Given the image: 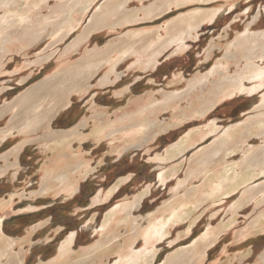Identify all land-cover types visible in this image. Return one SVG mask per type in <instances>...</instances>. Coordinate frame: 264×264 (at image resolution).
Masks as SVG:
<instances>
[{
    "label": "rangeland",
    "instance_id": "rangeland-1",
    "mask_svg": "<svg viewBox=\"0 0 264 264\" xmlns=\"http://www.w3.org/2000/svg\"><path fill=\"white\" fill-rule=\"evenodd\" d=\"M73 1L78 4L72 27L54 31L62 23L61 10ZM116 1L17 0L8 12L0 7V19L6 16L2 21L6 31L18 39L7 45L5 53L0 51V131L16 124L17 109L10 107L30 87L78 63L92 49L103 50L131 33L139 34L136 40L143 39L135 45V52L119 60L107 83L108 63L82 79L84 86L68 97L48 125L47 120L42 122L41 130L25 134L19 128L9 135L0 133V204L13 199L2 211L0 207L1 229L6 237L23 243L11 252H20L22 264H114L143 255L147 249L155 253L153 258L142 257L134 264H167L180 251L197 248L202 250L199 259L187 264H264V230L251 225L264 212V173L226 194L201 200L188 216L167 227L161 239L131 238L134 224H140L142 230L165 221L169 208L182 204L184 191L200 190L206 181L215 185L224 176L245 172L252 176L262 171L248 166L253 157H263L262 79L243 80L239 91H228L203 115L194 110L204 104L205 93L217 87L222 76H234L244 68L246 60H229L228 54L234 53L233 45L249 28L256 34L264 32V0H187L179 4L174 0H128L126 11L136 12L135 21L119 23L121 15L117 14L112 17L115 23L72 46L99 9ZM155 6L158 8L150 16L144 15ZM196 15L205 18L191 36H185L183 48L178 49L180 43L167 44L172 32L169 26ZM46 24L50 33L31 46L19 36L36 29L41 34ZM256 55L251 61L263 70L264 56L260 51ZM151 58L156 62L148 67ZM203 82L207 86H200ZM43 105L45 111L51 103ZM151 122L165 130L150 127ZM236 127L246 138L241 137L242 142L224 159L212 157L205 176L195 177L194 162L206 160L226 130ZM72 130L80 137L67 140L69 148L66 141L56 146L44 138L48 131ZM188 133L200 136L184 151L169 153ZM16 147H20L18 164L5 170L1 157ZM60 152L71 153L83 165L71 177L76 185L68 191L50 183L49 189L41 191ZM249 189V195L243 193ZM129 210L132 215H126ZM129 216L137 218L136 223ZM109 220L111 229L105 227ZM68 241L73 254L62 260ZM105 244L113 248L102 252Z\"/></svg>",
    "mask_w": 264,
    "mask_h": 264
},
{
    "label": "bare ground",
    "instance_id": "bare-ground-1",
    "mask_svg": "<svg viewBox=\"0 0 264 264\" xmlns=\"http://www.w3.org/2000/svg\"><path fill=\"white\" fill-rule=\"evenodd\" d=\"M127 1L128 0H117L116 2L103 5V7L100 8L99 11L92 17L91 23L88 25V27L85 28L83 32L76 38L72 46L80 45L82 42H84L87 39L89 33L99 30L101 28L108 27L112 25L113 23H115L112 21V17L117 14L121 15V17L118 19L120 20L119 23L135 21V19L137 18L136 12L126 11ZM185 1L187 0H174L173 2L176 4H179ZM205 1H211V0H205ZM16 4H17V0L0 1V7H6L7 12H8V9H11V7L14 9V6ZM77 4L78 3L76 1H73L71 4H68L69 6L67 5L68 7H65L64 9L61 10L64 14L62 23L58 27L56 26L54 31H58L66 26L72 27L71 23L73 22V13L77 10ZM166 4H168V2H166ZM88 5H90L89 2L88 4L85 5V7ZM157 8L158 6L150 7L149 10L144 11V15L147 17L150 16ZM5 18L6 16L0 19V51L3 53L7 51L6 47L8 44H12L13 41L18 40L16 38V35H12L10 32L6 31L8 27L5 26L4 22H2L3 20H5ZM204 18L205 17H202V15L201 16L196 15V16H190L187 18H182L176 23H173L171 26H169L171 27L172 32L170 33L169 37L166 40L167 44L173 45V44L180 43L178 49L181 50L183 48V44H184L183 42H184L185 36H191L192 31L198 27L199 23ZM179 24L180 26L178 28L175 27V26H178ZM49 26H50L49 24H46L44 27H42L41 29H43V32L41 34H39L38 29H36L33 31L25 32L23 34H19V36H21L23 40L29 43L28 46H31V44L35 43L36 41H39L42 37L47 36L50 33ZM137 35L139 34L131 33L124 39H118V40L112 41L103 50L92 49L88 54L89 56L82 58L78 63L72 66L64 67L63 70L57 71L56 73L57 75H55L54 77L48 79L47 81L41 84L30 87L25 93H23L20 97H18L10 107V110L17 109V111H15L17 112L15 115V119L17 118L16 124L10 125L5 130L0 131V133H2L3 135H7L8 133L15 132L16 129H19V128H21V130L19 129V131L24 132L25 134L32 133V132L34 133V132L41 130L44 126L42 122L47 120V125H48V122H50L55 117L56 112L66 105L68 97L73 92L79 91L80 87L84 86L82 85L83 82L81 80L82 79L85 80V78H87L86 77L87 75L91 76L97 70V68L100 69L105 64L108 63L110 65V68L104 76V82L107 83L110 80V78L108 77L109 73H113L115 71V67L117 66V63H119V60L126 53L135 52V50L137 49V46L135 45H137L139 42L143 40L141 38L139 40H136ZM236 41L237 42H235V44L233 45L234 53L228 54L230 57L229 60H238V59L246 60L247 62L244 65V68L240 69L234 76H230L228 74H225L224 76H222L217 87L213 88V90H207V92L205 93L206 96L202 98L204 104H200L199 109H197L198 108L197 107L194 110V112L200 113L201 115L205 114L209 109H211L215 105V100H218L220 97L226 95L228 91L234 90L235 93L236 91H239L240 87L242 86L241 83L245 79L253 78V79H260V80L262 79L264 81V69L263 70L259 68L256 69L255 64L251 61L252 58L257 57L256 53L258 51H260L264 56V32L256 34L254 32H251L249 28L246 31V33L243 36L239 37ZM240 41H243L244 43L241 45L239 43ZM246 44L247 46L245 47ZM153 46H155V44ZM255 47L259 48V50L256 53L248 52V51L253 50V48ZM237 48H238V51H236ZM245 50L246 52L244 54L243 52ZM238 53L240 54V57H238L237 55ZM115 55H117V58ZM155 62H156V59L151 58L149 62L147 63L148 67L155 65ZM80 76H83V78ZM200 86L202 87L207 86V83L203 82L200 84ZM228 89H231V90H228ZM232 94H229V95H232ZM44 102H47V104L51 103V106L45 111L44 109H42L44 108V105H43ZM153 106H154L153 104H150V107H153ZM184 116H186V113L181 115V117H184ZM173 118H175V116ZM169 123H173V122H169ZM162 126L163 125H160L156 122H151L150 124V127L154 129L156 127H160V131H164L165 127L161 129ZM237 129H238L237 127L227 129L226 132L223 134L224 139L218 142L217 144H215L211 148L210 156L206 157V160L202 159L201 161H197L199 160L197 159L196 162H194L193 166H196L193 169L194 171H196L195 177H197L198 175L205 176V173H206L205 167H207L209 160H212V157H219V159H224L225 158L224 156L227 152H229L231 149L232 150L235 149L236 143L242 142L241 137L246 138V135L239 134L237 132ZM134 131L136 132V129ZM46 135L47 136L44 137L45 140L54 142L56 146L58 142L66 141L68 148L71 145L68 142L75 141L76 138L78 139L80 137V135L76 132V130L67 131V132L48 131ZM199 136H200V133H196V134L188 133L186 136H184L183 140L179 142L180 146L174 145L170 147L169 153H172L175 151H178V152L184 151V149L188 147L190 142L194 140L196 137L198 138ZM233 137H238V139L234 140ZM19 148L20 147H16L13 149V151H11V153L1 157L3 160H5V165H4L5 170L10 168L11 166L13 167V166H16V164H18V161L17 163L15 161L18 156ZM169 153L167 152V154ZM260 154L263 157H261L260 155L253 157V159L250 160V164H248L249 168H251L252 166V169H259V170L264 169V150L261 151ZM12 158L14 162H12L11 160ZM73 158L74 156H72L71 153L61 154L60 152L57 155V160H54V163L51 164L50 173L47 172V179H45V184L42 186L41 191H45L49 189L50 183L61 185L62 188H68V191H72L74 189L76 182L73 183L74 179H71V177L74 172H76L77 170L80 171L83 165L81 166V163L77 162L78 160L77 161L73 160ZM213 160L215 159L213 158ZM191 169L192 168L188 169V171ZM250 176H251L250 173H246V172L236 175L235 177H229V176L225 177L224 176V178H222L221 180L217 179V182L215 183V185L208 184L206 181L201 187V189L206 188V190H204L202 193L199 192L201 189L200 190L190 189L188 191H184L186 192V194L183 193L184 194L182 196L183 198L180 197L181 200H183L182 204L181 205L179 204V206L177 207L176 205L171 206L168 210V217L165 218L166 219L165 221H160L157 224L146 227L142 230H141L140 224L138 225L134 224L132 228L133 234L132 235L130 234L131 238L137 239L139 236H142L144 238V241H152V240L159 239L161 236H163V234H166L167 227H170V225L175 224L176 222L180 221L184 217L188 216L193 210L191 207L195 208L196 206H198L201 200H210L213 197H216V196L219 197L220 195L226 194L227 193L226 191L228 189H232L235 186L245 183V181L249 179ZM177 186L179 185L177 184ZM199 194L201 195L200 197H199ZM247 194L249 195V192ZM12 201L13 199L10 198V200L6 201V203L5 202L1 203L0 204L1 211L5 207L10 205ZM130 211L131 210L126 212V215L127 214L132 215L133 213ZM128 218H132V221L136 223L137 218H134L133 216H129ZM128 218L126 217V219ZM118 222L119 221H117L116 223ZM251 225L257 227L259 230H264V212H262V214H260L259 217L256 218L255 221ZM105 227L110 228V229L111 227H113V224L110 223V220L107 222ZM126 235H129V234H126ZM69 243L70 242L68 241V243L66 244V248L64 249L63 256L61 257L62 260L71 258L68 256L69 255L71 256L73 254L71 253L72 251H70L69 249L70 247ZM15 245H17V247L18 246L22 247L23 243L21 241L20 242L15 241L11 238L6 237L1 229V223H0V264H4L3 260L7 258H8V261H7L8 264H22V258L19 256L20 252H15V253L11 252V250L15 248ZM109 248H113L112 244L108 245L107 247H104L102 249V252H105ZM119 248H121V246H119ZM94 250H97V248H95ZM201 251L202 250H198L197 248L196 249L193 248L187 251L182 250L179 253H177L175 256L171 257L170 261L167 264H187L188 262L195 261L199 259V256L201 255ZM154 254H155L154 252H151L150 250L146 249L143 255H132L131 257H128L126 261L123 260L124 262H121L119 260L114 264H134V263H137L138 260H141L142 257H146V260H149V259L151 260ZM79 256H82V255H79ZM58 261L59 259L57 260V262ZM84 263L85 262H74L71 264H84Z\"/></svg>",
    "mask_w": 264,
    "mask_h": 264
},
{
    "label": "crops",
    "instance_id": "crops-1",
    "mask_svg": "<svg viewBox=\"0 0 264 264\" xmlns=\"http://www.w3.org/2000/svg\"><path fill=\"white\" fill-rule=\"evenodd\" d=\"M243 86H244V85H243ZM263 173H264V169H263L262 171H257L256 174L252 175V176H251L249 179H247V180L250 181V180H252L256 175H260V174L262 175ZM249 181H247V182H249ZM246 186H247V185H245V187H246ZM245 187H244V188H245ZM244 188H243V189H244ZM250 191H251V190L249 189L248 192H250ZM248 192L245 191V192H243V193L247 195ZM252 192H253V191H252ZM262 231H263V230H262Z\"/></svg>",
    "mask_w": 264,
    "mask_h": 264
}]
</instances>
